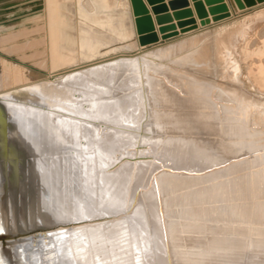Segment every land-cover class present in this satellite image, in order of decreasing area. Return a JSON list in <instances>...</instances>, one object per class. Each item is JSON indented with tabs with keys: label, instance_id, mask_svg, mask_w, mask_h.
I'll use <instances>...</instances> for the list:
<instances>
[{
	"label": "bare ground",
	"instance_id": "bare-ground-1",
	"mask_svg": "<svg viewBox=\"0 0 264 264\" xmlns=\"http://www.w3.org/2000/svg\"><path fill=\"white\" fill-rule=\"evenodd\" d=\"M43 4L49 75L0 60V95L48 138L46 197L26 191L0 209V229L26 231L14 240L22 264H264V154L229 138L245 133L235 116L258 104L220 88L217 97L235 102L221 103L220 116L197 80L149 56L86 62L103 42L148 49L131 39L129 0ZM103 10L117 12L113 24ZM173 44L154 47L167 55ZM18 88L34 101L14 99L9 91ZM240 151L250 156L230 160Z\"/></svg>",
	"mask_w": 264,
	"mask_h": 264
},
{
	"label": "rangeland",
	"instance_id": "rangeland-1",
	"mask_svg": "<svg viewBox=\"0 0 264 264\" xmlns=\"http://www.w3.org/2000/svg\"><path fill=\"white\" fill-rule=\"evenodd\" d=\"M71 4L67 3L72 7ZM43 8V0H0V60L16 67L32 70L42 78L49 75L45 60ZM253 9L219 22L221 24L193 32L187 37L167 42L162 40L140 53L130 46L133 45L131 43L123 47V42L114 41L111 45L117 47L108 51L107 48L111 45L102 43L105 45L101 46V53L86 62L98 61L121 53L132 54L133 57L140 59L142 56H149L160 69L169 67L197 80V85L207 91L216 102L220 116L224 115L221 103L235 105V102L226 96L217 97L216 94L228 91L247 97L246 99L258 106H250L241 112V115H234L237 121L240 120L243 123L245 133L239 136L229 135V138L235 140L241 138L255 145H261L251 152V154L261 155L264 154V5ZM68 13L79 20L73 9ZM100 13L106 19L108 18V22L112 21L113 14L117 15V12L110 10H103ZM107 20H102L105 26ZM71 21V19L68 20L69 25ZM101 30L104 29L101 28ZM68 31L72 33L73 28H69ZM103 34L107 36L106 29ZM131 39L134 40V35ZM174 42L175 44L171 46L175 50H171L167 55L159 54V47H154H162ZM124 43L127 42L124 41ZM65 44L72 45V42L67 41ZM201 53L204 54L203 63H200V58H197ZM228 116L233 114L228 113ZM213 136L210 137L215 138V135ZM241 152L238 158L232 157L230 160L250 156V153L241 154ZM258 168L260 165L253 167L251 171L256 172ZM262 171L264 173V170Z\"/></svg>",
	"mask_w": 264,
	"mask_h": 264
},
{
	"label": "water",
	"instance_id": "water-1",
	"mask_svg": "<svg viewBox=\"0 0 264 264\" xmlns=\"http://www.w3.org/2000/svg\"><path fill=\"white\" fill-rule=\"evenodd\" d=\"M129 1L135 30L134 37L140 47L180 36L197 30L199 26L210 25L232 16L224 0H193L199 24L192 17V10L186 7L187 0H170L168 7L159 4L161 0H147L149 4L154 5L152 11L159 25L158 31L161 34L159 39L153 32V21L143 1ZM231 1L236 13L264 3V0ZM169 9L172 12H169ZM173 20H176V23ZM9 93L16 100L34 101V98H31L33 92L29 89H11ZM47 145L48 138L29 129L23 117L17 113V108L0 95V209L3 208L7 197L11 199L13 206H16L17 196L20 194L23 196L26 191L27 193L37 191L38 195L46 197L47 188L40 178V174L44 175L45 167L40 160ZM22 202L23 208L25 204L23 198ZM25 232L22 229L13 233L2 225L0 264H22L21 248L17 247L18 244L14 240L23 236Z\"/></svg>",
	"mask_w": 264,
	"mask_h": 264
},
{
	"label": "crops",
	"instance_id": "crops-1",
	"mask_svg": "<svg viewBox=\"0 0 264 264\" xmlns=\"http://www.w3.org/2000/svg\"><path fill=\"white\" fill-rule=\"evenodd\" d=\"M143 1V5L147 8V10H148V14L152 17V19L154 18V14H153V11H152V7L154 6V5H152V4H149L148 2H147V0H142ZM169 1L170 0H161L160 2H159V4H161V5H165V6H167L168 7V3H169ZM188 1V6H186V7H188V8H190L191 10H192V17L193 18H195V20L197 21V22H199V20H198V18H197V15H196V12H195V9H194V6H193V4H194V1L193 0H187ZM224 2H226L227 3V5L229 6V9H230V11H231V13H232V15H233V17H235V16H239V15H242V14H244V13H246V12H249V11H251V10H254L253 8H250V9H246V10H243V11H241V12H239V13H236V11H235V8H233V4H232V1L231 0H224ZM262 4H258L257 6H261ZM263 5H264V3H263ZM207 7V5H205V8ZM151 11V12H150ZM237 11H239V10H237ZM169 12H172V10H170L169 9ZM110 22V21H109ZM82 23V22H81ZM111 24H113L114 23V21H111L110 22ZM153 23H154V31L156 32V30H157V24L155 23V20L153 19ZM84 24V23H83ZM217 24H221V23H219V22H216V23H214V24H212V25H210V26H203V27H199V29L198 30H193V31H191V32H188V33H186L185 35H187V34H191V33H193V32H196V31H200V30H202V29H205V28H209V27H211V26H214V25H217ZM85 26H88L87 24H84ZM88 27H90V28H92V29H98V28H94V27H91V26H88ZM108 29H111L110 27H108ZM98 30H101V29H98ZM101 31H104V30H101ZM111 31H114L113 29H111ZM107 32V31H106ZM107 33H109V34H111V32H107ZM158 35H159V33H157ZM112 35V34H111ZM45 36V35H44ZM187 37V36H186ZM179 38H181V37H179V36H176V37H173V38H170V39H168V40H164V42H167V41H170L171 39L173 40V39H179ZM184 38V37H183ZM44 41H45V37H44ZM98 42H102V41H100V40H98ZM159 42H162V40H160ZM103 43H105V44H112V42H103ZM128 44H130V43H128ZM131 44H132V42H131ZM153 45H155V44H152V45H148L147 47H149V46H153ZM146 46L144 47V48H147Z\"/></svg>",
	"mask_w": 264,
	"mask_h": 264
}]
</instances>
